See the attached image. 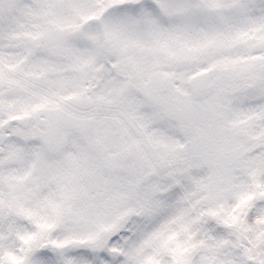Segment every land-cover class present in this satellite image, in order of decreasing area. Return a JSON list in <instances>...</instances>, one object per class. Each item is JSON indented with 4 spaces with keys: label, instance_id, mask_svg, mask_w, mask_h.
<instances>
[{
    "label": "snow or ice",
    "instance_id": "snow-or-ice-1",
    "mask_svg": "<svg viewBox=\"0 0 264 264\" xmlns=\"http://www.w3.org/2000/svg\"><path fill=\"white\" fill-rule=\"evenodd\" d=\"M0 264H264V0H0Z\"/></svg>",
    "mask_w": 264,
    "mask_h": 264
}]
</instances>
